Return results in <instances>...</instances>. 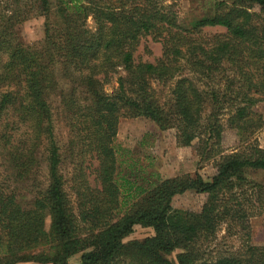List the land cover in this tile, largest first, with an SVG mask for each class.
I'll use <instances>...</instances> for the list:
<instances>
[{"label":"trees","instance_id":"16d2710c","mask_svg":"<svg viewBox=\"0 0 264 264\" xmlns=\"http://www.w3.org/2000/svg\"><path fill=\"white\" fill-rule=\"evenodd\" d=\"M179 1L0 0V264H264L250 221L262 199L246 175L264 170V0H215L190 23ZM40 16L44 34L26 42L18 26ZM146 38L162 44L153 61L136 55ZM154 84L168 86L163 102ZM142 116L178 146L198 141L211 179L120 178V119ZM188 190L206 195L200 209L174 208ZM136 225L153 234L127 240ZM223 225L242 244L208 257Z\"/></svg>","mask_w":264,"mask_h":264},{"label":"rangeland","instance_id":"374dc122","mask_svg":"<svg viewBox=\"0 0 264 264\" xmlns=\"http://www.w3.org/2000/svg\"><path fill=\"white\" fill-rule=\"evenodd\" d=\"M214 1L180 0L178 9L181 21L190 23L206 14ZM44 22V16L32 17L18 26L19 33L26 42L37 41L44 34ZM88 24L93 26L91 18H89ZM217 31H220V28H212L208 32L215 33ZM136 55L144 61H153L162 55V44L152 39H142ZM125 74L126 72L123 69H119L112 74L109 82L104 85V91L107 94H113L119 86L118 78ZM153 87L162 102L167 99L168 86L154 84ZM255 110L264 117V100L255 106ZM223 118L226 122L227 115ZM57 133L61 137L65 135V128L61 123L57 124ZM225 133L224 147L228 150L237 147L239 137L236 131L227 128ZM254 137L264 146V126L254 134ZM115 145L118 150L119 177H125L134 188H149L164 178L186 173L193 176L200 174L204 179L209 180L215 173L214 160H203L200 157L198 141H195L192 146H178L174 129L161 130L154 121L147 117H122ZM246 175L255 183L256 194L262 199L260 207L257 208L250 220L252 241L264 244V170L251 169L246 172ZM120 182H123V180L120 179ZM259 192H261L260 195ZM26 195L25 199L30 198L29 194ZM205 200V194L188 190L176 195L172 204L177 209L197 210L200 209ZM152 234L153 230L150 227L136 225L135 231L127 240L142 239ZM241 244L240 236L228 233L226 226L223 225L216 239L206 247L207 253H209L207 256L220 257L227 255L230 252L237 251ZM177 252L179 251L172 255L173 259H176ZM19 264L38 263L24 262Z\"/></svg>","mask_w":264,"mask_h":264}]
</instances>
